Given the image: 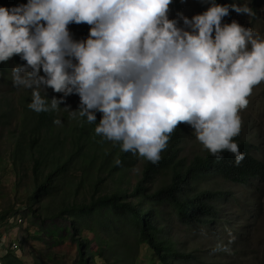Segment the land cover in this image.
Returning <instances> with one entry per match:
<instances>
[{
  "label": "clouds",
  "instance_id": "clouds-1",
  "mask_svg": "<svg viewBox=\"0 0 264 264\" xmlns=\"http://www.w3.org/2000/svg\"><path fill=\"white\" fill-rule=\"evenodd\" d=\"M171 3L27 0L0 6V63L13 55L24 61L12 67L11 82L31 89L30 110L55 111L76 94L70 115L92 123L99 112L94 133L118 142L122 152L155 163L170 133L185 124L215 159L227 151L239 165L244 154L232 138L240 131L239 110L264 81V39L235 20L222 23L230 9L253 15L247 5L200 0L208 5L204 11L169 19ZM73 23L89 25L85 38L73 39ZM47 88L62 95L46 104L40 90Z\"/></svg>",
  "mask_w": 264,
  "mask_h": 264
},
{
  "label": "trees",
  "instance_id": "trees-1",
  "mask_svg": "<svg viewBox=\"0 0 264 264\" xmlns=\"http://www.w3.org/2000/svg\"><path fill=\"white\" fill-rule=\"evenodd\" d=\"M26 2L27 0H0V6L10 7ZM216 3L231 5L235 0H216ZM180 4L181 0H172L169 9H178ZM207 6L201 4L202 10ZM232 13L230 9V17ZM68 29L73 39H83L88 34L89 25L73 23L68 25ZM18 63H24L18 55L0 63V81L10 76L12 67ZM6 117L7 112L0 110V123ZM34 118L35 121L30 113L25 116V120L33 121L28 143L32 145L36 142L40 147L34 151L29 148L32 150L30 156L33 160V181L25 189L20 186L19 181L14 183V190L21 191L24 197L7 206H0V227L6 229L11 226L12 219L14 225H20L16 221L17 216H23L24 222L28 224L30 217L29 225L31 223L40 230L39 235H35L36 239L44 241L48 237L49 243L54 244L67 237L76 244L77 254L71 264H180L182 261H189L194 257L193 253L178 248L167 233L166 219L158 206L166 205L170 214L189 230L195 231L207 225L213 227L223 214L222 201L229 203L232 197V191L212 186L211 182L216 177L238 185L254 184L256 180L264 178V161L253 154L252 145L241 136L240 131L232 139L244 158L239 165H235L233 155L227 151L222 153L220 160L215 159L208 151L203 155H195L189 162L178 158L181 135L179 129H175L170 133L160 159L152 163L143 158L141 177L132 188L122 187L117 177L121 170L135 163L138 155L119 150L107 174L104 177L101 175L104 167L102 162L92 177L87 168L92 167L94 162L91 150L98 140V135L94 133L95 123H89L86 118L81 117V123L74 128L77 133L74 132L70 137L69 149L63 153L57 142L63 146L64 140L50 141L46 148L43 142H39L43 129L52 128V112L41 111ZM180 127L189 128L185 124ZM20 142V139L15 141L12 153L14 164L23 161L24 147ZM56 150L58 154L49 156ZM77 161L85 168L79 170L81 179L73 189L76 192L82 182L86 183L88 188L83 191L87 197L83 200L60 199L57 207L50 210L47 205L42 204L43 198L52 200L62 193L66 173L79 176L74 172ZM106 162L107 157L104 160ZM42 164H46L47 168L43 169ZM162 170L169 171V181L150 191L148 183ZM106 181L113 185L112 190H103ZM2 194L0 191V196ZM236 203L240 204V200ZM86 230L92 234V239L83 235ZM1 236L0 233V238ZM13 240H17L18 248L13 249L8 244L5 252L0 255V264H27L22 253L17 252L23 251V242L18 237ZM92 241L98 247L97 253L91 249ZM143 246L147 249L146 255L151 256L149 260L140 256ZM33 264L48 262L37 258Z\"/></svg>",
  "mask_w": 264,
  "mask_h": 264
},
{
  "label": "rangeland",
  "instance_id": "rangeland-1",
  "mask_svg": "<svg viewBox=\"0 0 264 264\" xmlns=\"http://www.w3.org/2000/svg\"><path fill=\"white\" fill-rule=\"evenodd\" d=\"M235 3L237 5H247L253 15L247 16L233 11L231 17L228 14L222 18V23L235 20L240 25L253 29L264 39V0H235ZM202 11L199 0H184L178 9H169L168 16L169 19H172L176 17L177 12H180L191 18L192 15ZM11 79L12 70L10 76L0 81V110L7 112V117L0 123V191L3 193L0 196V206H7L24 197L21 191L16 192L14 190V183L19 181L20 186H23L24 189L32 183L33 160L30 153L32 150L40 149L36 142L32 145L28 143L33 121L25 120V116L30 113L35 121L34 116L38 115V113L27 107V104L31 101V89L14 87ZM40 94L45 98L46 104L53 96L59 98L62 95L54 93L51 88H47L45 93L41 89ZM247 100V106L238 112L241 120L240 133L252 145L251 151L253 154L264 161V81L253 86ZM78 103V95L70 94L64 98L55 111L49 110L52 112V128L51 130L49 128L43 129L39 138V142H43L45 148L50 141L61 139L64 140V145L61 146L59 141L57 145L62 147L63 153L69 149L70 137L74 132L77 133L74 128L76 129L81 123V117L70 115V111L76 109ZM100 115L99 112L96 113L97 122ZM54 119H59L61 123L59 125L53 124ZM97 122H94L95 125ZM180 125L182 124H178L175 128L179 129L181 135L178 144L180 147L178 158H184L189 162L195 155L205 154L207 150L196 140L190 128H183ZM17 139L22 141L20 143L24 147L23 161L14 164L12 153ZM29 148L33 149L30 151ZM119 150L118 142L114 143L98 136V140L91 150L94 162L92 167L87 168L91 171L90 175L93 177L94 172L99 169L103 162L104 167L101 175L104 177L113 164L116 152ZM54 154H58V150L52 152L49 156ZM106 157L107 162L104 163ZM80 163V161L75 162L74 172L77 175H79V170L85 168ZM42 168L46 169L47 165L42 164ZM142 169L143 157L138 156L134 164L129 165L119 173L120 176L117 179L120 180V185L132 188L141 177ZM74 174L66 173L62 193L52 200L44 197V203L42 204L53 210L57 207L60 199L65 201L85 199L87 195H85L86 192L83 189L88 188V185L82 182L80 189L74 192L73 187L81 179L80 175L74 176ZM169 178V171H160L148 183L150 191H154L167 183ZM119 180H116V182H119ZM211 183L213 187L221 186L232 191L230 202L222 201L223 214L219 222L213 227L207 225L199 227L195 231L189 230L170 214V210L166 205L158 206L160 213L166 219L167 233L176 242L178 248L185 252H192L194 255L189 261H182L180 264H264V178L249 185L224 182L219 177H216ZM112 188L113 185L106 181L103 190L108 191ZM237 200H240V204L236 203ZM29 220H27V224V222H24L23 216H17L16 221L20 225H14L12 219L10 221L13 225H9L6 229L3 226L0 227L1 238L4 241L0 243V255L5 252L9 241L18 237L23 242L24 247L23 251L17 250V252L18 254L22 253L23 260L27 264H33L37 258L46 260L48 264H71L75 261L77 254L75 243L67 237L54 244L49 243L48 237L44 241L38 240L35 235H39L40 230L31 223L29 225ZM83 235L92 239V234L87 230L84 231ZM229 239H231V243H229ZM218 245L220 246L218 247ZM118 247L121 250L119 245ZM91 249L97 253L98 247L95 241L91 242ZM146 252L147 249L143 246L140 256L149 260L151 256L150 254L146 255Z\"/></svg>",
  "mask_w": 264,
  "mask_h": 264
},
{
  "label": "built area",
  "instance_id": "built-area-1",
  "mask_svg": "<svg viewBox=\"0 0 264 264\" xmlns=\"http://www.w3.org/2000/svg\"><path fill=\"white\" fill-rule=\"evenodd\" d=\"M20 220H21V218H20ZM8 244H10V246H11L13 249L18 248V242H17V240H11V241H9Z\"/></svg>",
  "mask_w": 264,
  "mask_h": 264
}]
</instances>
